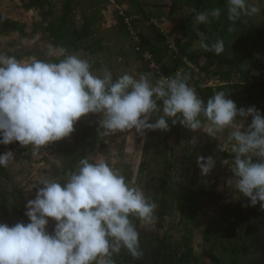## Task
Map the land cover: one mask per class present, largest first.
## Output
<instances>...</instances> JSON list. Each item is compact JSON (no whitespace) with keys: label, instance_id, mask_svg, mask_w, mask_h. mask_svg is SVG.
<instances>
[{"label":"rangeland","instance_id":"obj_1","mask_svg":"<svg viewBox=\"0 0 264 264\" xmlns=\"http://www.w3.org/2000/svg\"><path fill=\"white\" fill-rule=\"evenodd\" d=\"M196 2L51 0L27 9L0 0V16L23 24L0 28L8 173L0 175V264H264V69L245 59L235 73L226 61L244 41L264 58V34L237 21L242 0L198 10ZM86 18L90 36L67 44ZM78 65L89 114L67 123L56 72ZM168 74L178 76L177 91L162 83ZM250 82L261 86L231 87ZM201 84L228 113L204 111ZM237 162L254 172L238 173ZM90 174L93 202L81 207L72 186ZM131 203L129 218L115 221Z\"/></svg>","mask_w":264,"mask_h":264},{"label":"trees","instance_id":"obj_2","mask_svg":"<svg viewBox=\"0 0 264 264\" xmlns=\"http://www.w3.org/2000/svg\"><path fill=\"white\" fill-rule=\"evenodd\" d=\"M25 1L24 8L31 9V8H44L45 5L50 6L51 0H23ZM214 0H197L196 2V9L198 10L206 3H211ZM224 1V0H223ZM259 3L262 4V14L264 15V3L262 0H258ZM175 4L171 5L170 13L173 10ZM68 4H67V8ZM237 21L240 24H243L245 26L249 25L252 27V25L247 22L246 14L242 6H239L237 9ZM93 21L89 18H86L84 21V24L80 30L74 29V38L67 40L66 43L70 45H76L78 42L88 38L91 34V27H92ZM155 27V26H154ZM0 28L4 30L9 31H23V24L18 23L17 21L11 20L9 18H5L3 16H0ZM257 29V28H256ZM261 31L259 29L256 30V38L258 39L260 36ZM248 34V31H243L241 34V38ZM58 37V36H57ZM176 43L180 47V53H185L183 50L184 44L182 43L181 37L175 38ZM82 47V46H81ZM86 53H94L96 49H93V46H83ZM101 49V48H99ZM191 58V60L198 65L197 56L195 58H192V55L189 54L188 56ZM245 59L249 60V67L252 66L259 69V71H263L264 65L260 58L256 56L254 53H252L247 46L246 41L242 43L241 49H237L232 54L231 58L226 60L228 64L230 65V69L234 71L235 73H240L242 70V63ZM65 61V58L62 59H54L55 64H60L61 62ZM40 62L44 64H50V60L47 58H41ZM177 65L182 64V57H177ZM176 65V66H177ZM84 66L78 65L76 68H71L69 70L63 71V72H56V76H62V81L60 83V89L61 94L57 96V101L60 107L63 108L64 114L63 119L67 123H79L81 122L82 118L89 114L88 106H87V99L85 97V94L88 93V90H82L79 87V78H80V70L83 69ZM203 70H207L206 67H201ZM165 73L168 72L167 69L164 70ZM190 71V70H189ZM173 72V71H172ZM248 74H246L247 76ZM250 77V76H249ZM261 84L258 83H245V84H238L233 83L231 84L232 88H242L247 93H251L253 90L260 87ZM198 96L201 101V106L204 109V111L208 114H216V113H228L229 110L220 106L218 103H215L214 100V88L210 86H204L199 85L197 87ZM248 94V95H249ZM3 149L0 148V175H3L5 177L8 176L7 171L4 168V165L2 164V161L4 159L3 156ZM238 167V173L240 172H246L251 173L254 172L253 168H246L245 166H242L241 163L237 162ZM71 168H67L66 172L69 171ZM75 173V171L73 172ZM91 174L88 177H84L83 175L78 176L77 182L72 186V192L74 195V198L77 200V204L79 206H86L90 205L93 202V197L90 194V190L93 187V180L91 179ZM193 184H197V175H193ZM165 207H166V200L165 198L161 201V211L160 214L165 213ZM133 212V205L131 203V208L129 210L121 215H115L114 220L115 221H125L129 218L130 214ZM22 223L19 229V243L23 244L26 243L27 240L22 234ZM34 243V242H33Z\"/></svg>","mask_w":264,"mask_h":264},{"label":"crops","instance_id":"obj_3","mask_svg":"<svg viewBox=\"0 0 264 264\" xmlns=\"http://www.w3.org/2000/svg\"><path fill=\"white\" fill-rule=\"evenodd\" d=\"M242 1V7L245 11L247 22H249L253 27L255 26V28L259 29L260 31H263L261 33L264 34V15L262 14V6L256 0ZM255 55L260 58L264 65V58H261L257 53Z\"/></svg>","mask_w":264,"mask_h":264},{"label":"built area","instance_id":"obj_4","mask_svg":"<svg viewBox=\"0 0 264 264\" xmlns=\"http://www.w3.org/2000/svg\"><path fill=\"white\" fill-rule=\"evenodd\" d=\"M120 15L124 18V20L126 21V23L129 22L128 20H130V19L126 18V15L123 12H121ZM149 19H150V23L152 25H154L155 27H159L157 21L154 18H149ZM136 38H138V37H136ZM140 44H141V41H140V39H138V44L136 46V51H139V52L142 51L143 52V56H144L149 51L146 50V49L145 50L144 49L142 50V44L141 45ZM145 57H147V55H145ZM161 79H162V83L165 86L169 87L171 90H174V91H177L178 90L179 83H180V80H179L178 76H176V75H170V74H168L166 76H163L162 75Z\"/></svg>","mask_w":264,"mask_h":264}]
</instances>
